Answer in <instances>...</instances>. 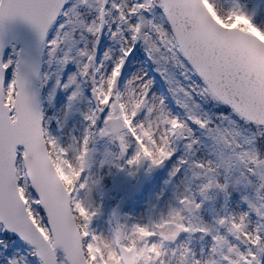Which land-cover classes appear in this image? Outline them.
Returning <instances> with one entry per match:
<instances>
[{
	"label": "snow or ice",
	"instance_id": "1",
	"mask_svg": "<svg viewBox=\"0 0 264 264\" xmlns=\"http://www.w3.org/2000/svg\"><path fill=\"white\" fill-rule=\"evenodd\" d=\"M0 264H264V0H0Z\"/></svg>",
	"mask_w": 264,
	"mask_h": 264
},
{
	"label": "rangeland",
	"instance_id": "2",
	"mask_svg": "<svg viewBox=\"0 0 264 264\" xmlns=\"http://www.w3.org/2000/svg\"><path fill=\"white\" fill-rule=\"evenodd\" d=\"M163 175V174H162ZM158 182H162V180H160V178H158Z\"/></svg>",
	"mask_w": 264,
	"mask_h": 264
}]
</instances>
